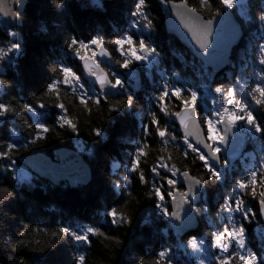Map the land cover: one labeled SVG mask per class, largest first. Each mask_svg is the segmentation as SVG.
<instances>
[{
    "label": "trees",
    "instance_id": "obj_1",
    "mask_svg": "<svg viewBox=\"0 0 264 264\" xmlns=\"http://www.w3.org/2000/svg\"><path fill=\"white\" fill-rule=\"evenodd\" d=\"M238 1L231 10L240 23L242 37L226 70L216 73L166 30L165 0H145V14L152 28L143 21V14H132L138 0H27L19 25L0 26V49L7 52L0 57V79L7 81L0 87V104L12 109L0 116V153L8 154L0 158V264H78L80 258H85L84 264H153L157 260L160 264H194L196 259L189 260L184 244L193 239H201L202 245L211 244L215 229L225 233L240 227L245 229L243 249L234 235L226 244L225 258L218 257L216 251L206 254L228 259L231 264H251L247 258L254 253L258 264H264L259 197L251 195V188L242 191L238 187L252 173L257 172L258 178L264 176V132L255 133L246 121H238L236 126L247 143L246 156L235 163L222 159L220 169L209 163L219 174L214 179L198 158L201 152H192L188 147L192 143L176 125L175 115L185 106L184 100L171 95L175 88L182 90L184 98L190 97L189 90L197 92L193 106L205 130L207 119L219 118L225 109L239 111L241 105H246L264 128V106L252 95L257 85L264 87V65L258 60L264 45V21L260 19L264 0ZM187 4L206 19L229 9L222 0H187ZM140 20L148 28L150 45ZM12 32L18 35L12 36ZM70 36L86 44L99 37L111 56L110 63L103 66L113 83L116 78L121 86L106 92L94 88L84 77L76 52L67 46ZM129 37L133 48L139 41L154 47L161 70L175 72L177 78L164 77L155 66L141 69L129 57L127 44L121 51L113 43ZM14 44L19 48H13ZM126 59L131 60L128 68L121 66ZM62 67L71 68L78 79L63 83ZM128 69H137L139 79L128 80ZM51 82H56V91L47 89ZM165 87L169 96L159 101ZM219 87L223 91L216 92ZM227 89H233L232 100H228ZM81 97L86 104L80 103ZM127 97L133 98L132 105H127ZM25 104L34 110L22 107ZM35 112L42 114L40 119ZM152 115L158 126L152 124ZM62 117L76 124V131L67 124L62 127ZM97 128L99 136L95 135ZM160 129L167 130L165 137L160 136ZM79 142L86 146L82 152L77 150ZM62 146L77 150L87 161L91 170L88 184L53 185L16 160L34 152L55 158L56 149ZM141 148L143 154H139ZM173 166L175 175L168 171ZM184 171L205 183L201 199L193 205L199 226L179 235L169 228L168 216L157 207L159 200L152 189L154 184L161 189L163 206L170 213L168 193L182 191L179 175ZM24 172L31 179L20 178ZM141 174L147 183L140 180ZM168 179L176 180L175 188L168 185ZM260 191L264 188L257 184L256 192ZM240 199L244 200V211H232ZM113 209L131 223H114ZM60 229L67 231L61 233ZM67 233L88 235V240L79 241ZM241 250H245L244 255ZM161 251L167 252L163 259L159 257Z\"/></svg>",
    "mask_w": 264,
    "mask_h": 264
},
{
    "label": "snow or ice",
    "instance_id": "obj_2",
    "mask_svg": "<svg viewBox=\"0 0 264 264\" xmlns=\"http://www.w3.org/2000/svg\"><path fill=\"white\" fill-rule=\"evenodd\" d=\"M166 3L171 4L172 6L177 8V16H179L182 20H184V26L186 28H189L192 31V34L194 36H197V43H199L200 48L203 50L204 53H209L210 49H209V37H211L212 35V29H213V20H208L207 22H199V17L195 16L194 13L196 12L195 8H187V0H180V4H175L174 0H165ZM15 3L17 5L22 3V0H15ZM236 3V0H222V4L224 7L226 8H234ZM59 7V5H57ZM135 11L134 13H132L133 15H138L140 16L141 14H143L142 19L143 21L146 23L148 28H152V21L147 17V15L145 14V0H138V3L135 4ZM183 9V11H181ZM7 15V14H6ZM217 15H221V13H217ZM241 19L243 22L247 21V18L245 17L244 13H240ZM13 17L16 19H22V13L18 10L16 12L13 13ZM260 19L262 21H264V15L260 16ZM198 32H201L203 34V39L200 38L199 35H197ZM232 32H233V38L237 39L239 36V25H233L232 28ZM12 36H16L18 35L17 32H12L11 33ZM89 43L91 45H95L98 48L101 49L100 54L104 55L106 54L104 51V42L99 38V37H93L91 38V40L89 41ZM113 43L116 46H119L120 50H123V46L125 44H127L129 46V57L134 58L135 60H139L142 61L144 59H146L149 55H154L156 54V49L154 47H150L148 45H146L145 41H139V45L138 48H133L131 47L134 44V41L131 37L127 38V39H117L115 41H113ZM67 46L71 49H73L77 55L80 56L81 60H84L86 64H88L89 60H92L93 63H95V55L96 53H93L91 57L89 56H85L82 55V53L88 48V44H86L83 40H78L76 37L74 36H70L67 40ZM13 48H19L18 44H14L12 45ZM138 53H143V54H138ZM7 55V52L3 49H0V57H4ZM258 60L259 63L261 65H264V45L261 46V52L260 55L258 56ZM131 63L130 59H126L123 61L122 65L125 68L129 67V64ZM61 72L63 73L64 76V80L63 83L65 84H71L73 79H78V77L75 76V73L72 71L71 68L69 67H62ZM89 70L91 71V66H89ZM95 75V73H93ZM99 80V83L101 85V87H105L108 84H111L113 87H117V86H121V81L115 78V82L111 83V81H109L107 79L106 76H98L97 77ZM7 83L6 80L0 79V87L4 86ZM47 89L50 91H56V82H51L48 84ZM190 91V97L184 98L182 96V90L180 88H175L174 91L171 92L172 96H175L177 98H181L182 100H184V104H185V112L189 111V105H195L197 102V92L196 91ZM216 92H221L223 91L222 88H216L215 89ZM258 93L259 97L255 94ZM262 93H264V87L257 85L255 91L253 92V97L255 99H257L261 106H264V95H262ZM86 95V94H85ZM234 95L233 89L231 91H229V89H227V96H228V100H232ZM169 96V91L167 90V88L165 87L163 89V91H161L158 100L159 101H165V99ZM94 102L99 104L100 100L99 98H94ZM80 103L81 104H86L85 99H83L82 97L80 98ZM127 105H132L133 103V98L132 97H127V101H126ZM44 105L41 104V107H43ZM59 108L63 109L64 105L63 104H59L57 105ZM22 107L28 109L29 111H32L34 109H32L29 105L25 104ZM12 109H10L9 106L4 105V104H0V116L6 114L7 112L11 111ZM162 110L163 111H167V109L162 105ZM178 115H180L178 113ZM221 116V119L218 120L216 123H214L212 120L207 119L205 121V123L207 124V141H211L212 143H207L202 139H199L198 137V142L199 143H203L204 147L209 148L211 152H213L214 154H218L220 152V148L218 147H213V145L217 142V140H219L220 143H224L225 142V136L224 135H220L219 134V129H218V124L223 123L225 120H227V122L230 125H236L238 121H246L247 125L250 126L252 129H254L255 133H261L264 132V128H262L256 121L254 115L252 112L247 110V106L246 105H241V108L239 111H234L231 109H225L223 114H218ZM61 126L63 127L65 124L71 126V128L73 129V131H76V124H74L71 120L67 119L66 117H62L61 118ZM181 123L185 125V128H187V122H186V117L184 115H181ZM152 124L154 125H159V121L156 119L155 115H152ZM40 128H42V125L40 126ZM44 131H47V129H42ZM228 129H226L227 131ZM95 131V135L99 136L101 135V131L100 129H94ZM148 131V126H146L145 132L147 133ZM159 134L161 137H165L167 135V130L166 129H160L159 130ZM189 148H191L192 152L194 153H199V150L196 147H193L192 144L188 145ZM12 146L9 145V149H11ZM83 150V149H81ZM139 154H143V149L141 148V151H139ZM8 155L7 153H0V158H3L4 156ZM198 158L200 161H203V167L207 170L208 173L211 174V177H213L214 179L219 178V174L209 165L208 159L206 157L205 154L203 153H199ZM13 163H15V161H13ZM137 167V161L135 160V163L133 164L132 168L133 170H135ZM161 167H167V165H161ZM153 172H156L157 169L153 168L152 169ZM168 171L173 173V175H175V172L177 170H175L174 166L172 168H168ZM183 176L185 178H189V173L187 171H185L183 173ZM127 179V177L125 178ZM140 180L144 181L145 183H147V181L145 180V177L143 174L140 175ZM168 185H171L173 188H175L176 186V180L174 179H168L167 180ZM205 183L203 180H199V179H195V178H190L189 179V184H188V191L187 192H180L179 193V199L181 201V203H191V201L188 199L189 195L194 196L195 195V190H194V185H201ZM257 184H259V186L261 188H264V176H261L260 178H258V173H252L249 178H247V180L241 181L238 184V187L242 190V191H246L247 189L251 188V195L252 196H258L259 197V203L261 205H264V191H260L259 193L256 192V187ZM3 191H7V189H4ZM152 194L158 198L159 202L157 203V207L160 209V211L163 213L164 216H169V212L167 210V208H165L163 206V201L165 200V196L162 195L161 193V189L159 187H156L155 184L153 185V189H152ZM10 195V193H9ZM168 195H170L172 197L173 203L175 204V206L177 208L181 207V204H176V200H177V195L175 192H169ZM225 206L223 204H221V208H224ZM244 207H245V203L243 199H240L238 201L235 202V206L232 207V211H244ZM112 217L114 218L113 222L116 223L118 226L123 223V222H127V223H131V220L128 219L127 217H125L123 214H120L117 212L116 209H113L111 212ZM169 218H175L176 220H180L181 219V215L179 211H173L171 212V215ZM61 233H66V229H60L59 230ZM89 231H93L92 229H89ZM245 232V229L243 227L240 228H235L234 230H226L225 234L227 236H232L235 235L236 237H242L243 234ZM68 235L73 236V238L79 240V241H86L88 240V235H84V236H80L77 235L75 233H67ZM95 234H100L99 230H95ZM21 235H23V233H21ZM55 235V233H54ZM216 236V241L217 243H220L221 240L224 238L220 233H215L214 234ZM190 243L192 244L193 247H196V241L192 240L190 241ZM239 243L243 246L244 244V240L240 239ZM167 255L166 251H161L159 253V257L160 259H163L165 256ZM247 259H250L251 264H258V256L256 254H251L250 257H248ZM84 260L85 258H80L78 261V264H84ZM153 264H160V261H154ZM219 264H231V261L228 259H221Z\"/></svg>",
    "mask_w": 264,
    "mask_h": 264
},
{
    "label": "water",
    "instance_id": "obj_3",
    "mask_svg": "<svg viewBox=\"0 0 264 264\" xmlns=\"http://www.w3.org/2000/svg\"><path fill=\"white\" fill-rule=\"evenodd\" d=\"M27 0H22V3L17 5L15 0H0V26H16L19 25L21 19H16L13 17V13L16 11H23V8ZM175 4H180V1L174 2ZM169 13L165 16V24L167 30L178 37L181 43L189 46L193 53L201 59L209 67L219 70L228 64L229 56L231 54L232 47L237 44L240 39L241 29L239 26V36L237 39L233 38L232 28L233 25L238 24L235 20L233 14L229 10L221 12V15H215L210 19H206L200 12L196 11L195 16L199 17V22H207L208 20H213L212 35L209 37V53H204L200 48L199 43H197V36L192 34L189 28L184 26V20L177 16V8L171 4H167ZM187 8L191 9L189 4ZM183 11V9L181 10ZM7 14V15H6ZM239 25V24H238ZM197 35L203 39V34L198 32ZM105 51V50H104ZM101 49L98 48L95 58L98 59H110L109 54H100ZM83 71L86 74V78L90 80L99 90L111 91L112 85L108 84L105 87H101L98 76H106L109 81H111L108 72L102 66L101 63L92 62L89 60L88 64L84 60L80 61ZM91 66V71L89 70ZM95 73V75L93 74ZM177 114L176 122L179 125L183 135L190 140L195 146L201 149L211 160L212 163L219 166V153L214 154L209 148L204 147L203 143L198 142L199 139L206 141L205 131L200 124L196 112L193 108L189 107V111L185 112L183 108ZM181 115L186 117L187 128L181 123ZM226 129H228L226 131ZM222 135L225 136V142L220 143L222 147L223 154L228 161H232L241 152V142L243 138L238 134L236 128L230 125L227 120L221 123ZM208 143V142H207ZM56 158L53 159L51 156L43 152L26 153L20 155L16 160L29 168L37 176L50 181L54 185H59L62 182H67L69 185H86L91 179V170L89 164L84 159V157L75 149L71 147H59L56 149ZM185 172V171H184ZM182 172L179 176L180 184L182 185L184 192L188 191V184L190 178L196 177L189 174V178H185ZM195 195H189L188 199L191 203H181L179 199V193L182 192L179 189L174 192L177 195L176 204H181L180 208H177L173 203L171 198L170 201V215L173 211H179L181 215L180 220L175 218H169L168 223L170 229L180 235H184L197 228L199 222L192 209V204L197 203L200 200L202 192V184L194 185ZM261 218L264 225V206H260ZM169 215V217H170ZM264 234V232H263Z\"/></svg>",
    "mask_w": 264,
    "mask_h": 264
},
{
    "label": "rangeland",
    "instance_id": "obj_4",
    "mask_svg": "<svg viewBox=\"0 0 264 264\" xmlns=\"http://www.w3.org/2000/svg\"><path fill=\"white\" fill-rule=\"evenodd\" d=\"M93 1L98 2V0H93ZM238 3H239V1L236 0V4L237 5H238ZM97 48H98L97 46L95 47V45H91L90 43H88V48L84 51V55L92 56V54L96 52ZM138 54H142V53H138ZM75 56H76L77 59H80L79 55L76 54ZM133 59L134 58H132V60ZM136 61H139V60H136ZM142 61H144V60H142ZM112 73H116V72H112ZM35 115L37 116V118L40 119L42 114L35 112ZM210 120H212L214 123L217 122L216 119H214V118H211ZM219 134H220V131H219ZM218 141L219 140H217V142ZM216 143H215V145H216ZM85 147L86 146L82 142H79V145L77 146V148H78L77 150L79 152H82L84 150H81V149H83ZM85 152H87V151H85ZM20 178L28 179V180L31 179L30 175L27 172L21 173L20 174ZM39 178H41V177H39ZM41 179L45 180V181H48V180L43 179V178H41ZM48 182L50 183V181H48ZM215 233H220L224 237L221 240L220 243H217L216 236L214 235ZM231 238L232 237L231 236H227L224 233V231H218V230L215 229V231L212 233L211 244H206L205 243V244L202 245L201 244V242H202L201 239H193V240L196 241V247L192 246V244L190 243V241H192V240H190L187 244L183 245V248L186 249L189 260L196 259L195 261H193L194 264H219L221 259H219L218 257L221 255L223 258H225L226 244L228 242V239H231ZM208 250L216 251L218 257L216 255L206 254V251H208Z\"/></svg>",
    "mask_w": 264,
    "mask_h": 264
},
{
    "label": "bare ground",
    "instance_id": "obj_5",
    "mask_svg": "<svg viewBox=\"0 0 264 264\" xmlns=\"http://www.w3.org/2000/svg\"><path fill=\"white\" fill-rule=\"evenodd\" d=\"M232 53H233V49H232ZM232 53H231V56H232Z\"/></svg>",
    "mask_w": 264,
    "mask_h": 264
}]
</instances>
